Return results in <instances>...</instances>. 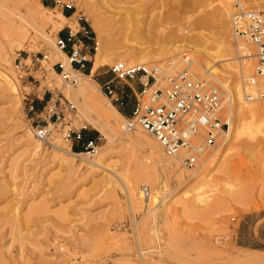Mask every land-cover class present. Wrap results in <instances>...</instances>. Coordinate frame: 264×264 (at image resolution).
<instances>
[{
	"label": "rangeland",
	"instance_id": "374dc122",
	"mask_svg": "<svg viewBox=\"0 0 264 264\" xmlns=\"http://www.w3.org/2000/svg\"><path fill=\"white\" fill-rule=\"evenodd\" d=\"M58 1H71L74 15L81 14L83 19L86 8L106 18L111 15L108 11L116 8L142 9L140 26L131 12L134 17L129 14L126 20L112 17L114 27L123 23L131 30L139 27L129 36H116L114 27L106 24L115 42L113 52L142 46L150 60L139 65L162 64L166 76L185 68L182 59L197 56L192 47H201L205 40L212 42L223 29L212 17L222 0ZM258 2V8H264V0ZM37 3L41 4L39 0H0V30L19 27L23 34L19 38L13 35L14 41L0 59V72L8 73L17 83L13 92L0 80V264H264V110L254 116L252 132L233 140L218 161L213 155L199 169H186L178 162L172 170L161 169L159 145L144 131L124 136L119 125L117 135L106 139L82 117L81 111L94 119L109 115L101 85L110 79L108 66L114 61L91 73L79 71L95 85L91 93L71 90L73 82L57 76L61 73L54 66L63 61L50 55L52 46L30 23L29 4L43 11ZM60 3L48 5L53 14L61 13ZM230 4L225 20L234 42L228 22ZM58 22L45 30L53 43L56 32L68 24L66 19ZM191 29L194 37L184 40ZM41 54L48 60L42 61ZM177 55L181 57L172 66L173 72L167 65ZM18 61L20 66L15 68ZM236 62L245 65L249 60L242 57ZM177 65L179 69H175ZM222 65L217 62L213 68ZM193 74L233 93L234 78L221 86L207 73ZM237 80L242 81V88L246 74ZM114 85L128 95L132 106L130 86L136 90V83ZM50 97L58 98L61 105L66 99L75 108L64 113V120L48 125L46 140L73 153H86L70 149L61 136L67 129L85 125L84 135L99 138L95 154L99 165L69 157L46 143L36 146L40 141L32 134L31 125L45 124L44 112L39 118L35 114ZM231 103L228 106L234 114L233 96ZM29 104L42 107H35L36 113L31 114L27 113ZM119 123L122 125L123 118ZM223 150L221 146L218 152ZM194 170H198L199 180L190 175ZM142 186L150 190L147 199L140 191Z\"/></svg>",
	"mask_w": 264,
	"mask_h": 264
},
{
	"label": "built area",
	"instance_id": "2783aa9c",
	"mask_svg": "<svg viewBox=\"0 0 264 264\" xmlns=\"http://www.w3.org/2000/svg\"><path fill=\"white\" fill-rule=\"evenodd\" d=\"M40 3L56 5L58 0H39ZM229 13L230 30L235 38L251 45L255 59L254 76L247 79L246 87H253L254 78H264V8L252 6V0H231ZM61 4V13L68 21L55 34L54 45L66 56V63L73 70L84 71L96 49V39L89 24L79 14L74 15L75 6L71 1ZM187 59V57H185ZM38 60V59H37ZM41 60L48 56L41 54ZM40 60V61H41ZM91 65V64H90ZM20 62L15 64L19 68ZM60 73L63 63H54ZM110 79L101 88L106 105L118 110L125 105L124 94L114 83L132 81L136 90L130 86L133 104L128 115H124L122 130L139 129L151 136L162 152L178 159L186 169H196L201 159L211 154L228 133V93L219 90L205 79L194 78L187 68L172 76H166L160 66L132 65L124 61H114L108 66ZM24 75H20L23 77ZM247 102L264 100V86L244 90ZM73 103L64 99L61 105L56 97H50L40 112L29 104L27 113H36V118L44 112L45 124L35 122L31 125L33 135L38 141H45L49 135L48 125L64 120L65 112L74 109ZM85 125L79 129H67L62 139L70 149L79 147L90 155L95 153L99 138L84 139ZM141 193L147 199L150 190L142 186Z\"/></svg>",
	"mask_w": 264,
	"mask_h": 264
},
{
	"label": "bare ground",
	"instance_id": "6f19581e",
	"mask_svg": "<svg viewBox=\"0 0 264 264\" xmlns=\"http://www.w3.org/2000/svg\"><path fill=\"white\" fill-rule=\"evenodd\" d=\"M252 1H255V0H252ZM258 1L259 0L255 1V3L257 2L255 5L257 8L259 7ZM230 2L231 0H222L221 8L218 9L216 13L212 14L213 18L216 17L219 20L220 27H223L222 31H220L219 33V37L215 40H212V42H208V40H205L202 43L201 47L199 48H196V46H194V48L192 47V51L194 52V54H196L197 56L199 55L202 58V60L201 58H197V56H193V55H192L193 56L192 58L190 57L191 59L189 58L185 59V57L182 59V61L186 62L185 68L188 69V71L192 74L194 78H198V77H196L193 73L200 74V76H202L204 73H207V75L211 79L218 82L221 86H224L225 83L223 82L229 83L232 81L231 79L233 78L236 80L233 84V93H229L228 91L229 97L231 99H232V96L234 97V104H235L234 114L232 113L230 107H229L230 111H228L229 113L228 114L229 116L228 133L224 135V138L221 140L220 144L217 146L218 148L216 147L214 151L212 152L213 154L211 153L205 156L204 159H201L199 165L197 166V169H199L201 165H204L206 161H209L213 157V155L215 156L214 158L215 162L218 161V159H220L221 154L225 151V149L227 150V147L231 145V142L233 140H237L241 138L244 133H248V132L251 133L252 132L251 128L254 125V116L259 112L260 109L264 110V100L247 102L243 97L244 90H247V89L250 90V89L257 88L258 86L260 87L264 86V78L255 77L253 87H245V85H242V88L240 86L241 84H239V83H242V81L238 82L237 80V78H239V76H242V74H246V80L254 76L253 74L254 57H253V51H252L253 47L251 45H249L248 43L244 42L243 40L239 38H235L236 39L234 40L235 43L231 39V35L228 32L229 31L228 25L225 20V17H226L225 14L227 10H229L228 9L229 5H231ZM36 6L41 7L43 11H39L35 8V6H32L31 4H29V8L31 9V13H29V20L32 26L38 27L43 38L47 39L49 44L52 46L53 51L52 50L50 51V55L53 58L57 57V59H60L63 61L62 62L63 72L61 74H57V76H60V78L63 80L72 81L73 84L69 86L71 90H75L79 93H91L93 90L92 88H94L95 85L90 80L89 76L81 74L79 71L73 70L72 68H70L68 63H66L65 54L55 47L52 41V38L51 37L49 38L45 31L46 27L48 26H52L53 28L57 26V24L59 25V22H58L59 18L65 19V17L59 11H57L56 14H53V10L49 8L48 6L42 5V3L41 4L37 3ZM108 12L111 15L107 16L108 18L107 19L104 16L101 17V15L98 14L96 11L86 8V16L84 20H87V22L89 23L91 30L95 34V39L97 43L95 52L92 55L93 59L91 58V61H92L91 72H94L97 68L104 65L105 62L124 61V62H127L128 64L139 65V62H147L148 60H150L149 59L150 53L148 52V50H146V48L142 46H139V47L135 46L133 48H129L122 53H118V52L114 53L112 49V43L115 44V42H112L113 38L111 34L107 33L108 31L106 29L107 23H110L112 25L111 27H114L115 21L112 17L116 16L117 21L126 20L127 17L131 15V13L135 14L137 18V22H134V23H137V26H140V24L142 23L141 20L143 16V10L140 8H133L131 9V11H129L125 8H120V9L116 8ZM46 13H50L53 16H49V14L46 15ZM74 14H76V11H74ZM133 14L131 15V17L133 16ZM79 15L81 16V14ZM207 20L209 19H202L201 22L207 21ZM124 25L125 23L119 26H115L113 28V32L116 36L118 37H122V36L125 37L126 35L129 36L131 32L134 33L139 28V27L133 26L131 30L130 29L131 27L129 28V26L126 27V25L125 26ZM192 30L193 29L188 30L187 35L184 36L185 37L184 40H187V39L191 40L194 37V35L190 33ZM14 34H16L18 38L23 35L19 27H15L14 29H8V30H5V29L0 30V59L6 54L7 45H9V43L14 41V37H16V36L13 37ZM123 40H126V39L123 38ZM239 40L242 42H240ZM174 49H177V48H174ZM180 57H181L180 55H177L175 56V58H170L168 61L169 64L167 65V69H171V71L174 72V69H172V66ZM242 57L246 60H249V62L245 63V65H239V63H237L236 61L238 58H242ZM217 62H223V65L218 70L213 68V65ZM160 67L162 68V64H160ZM177 68H178V65L175 67V69ZM83 79L86 82L85 81L83 82ZM0 80L11 91L13 92L16 91L17 83L13 79V77H11L8 73L0 72ZM101 95L103 96L104 94L101 93ZM95 104L98 106L100 105L99 102ZM231 104L232 103L230 102V105ZM106 106L108 107L107 111L109 112V115H106V116H97L96 119H94L93 117L92 118L90 116L88 117L85 113H82V111L80 114L81 115L83 114L82 117H84L86 121H88L90 124H94L96 128L99 130V132L101 133V135L104 136V138L109 139L110 135H117V130H116L117 127L119 125L122 127V125L119 123V119L123 118L124 120V116L114 106H108V105ZM233 116H234V119L232 120ZM49 127H52V124H49ZM48 130L50 129L48 128ZM138 131L140 130L139 129H134L132 131L123 130L121 131L120 135L130 136L132 133L138 132ZM37 143L38 144H36V146L41 145V143H46L49 146H51L53 149H56L57 151H61V153H64L65 155L69 157H74V158L77 157L86 163H90V165H93V166L99 165L97 156L95 155L97 153L96 149L98 148V146L95 149V153L92 154L93 158L89 160V159L82 157L83 155H90L89 153H83V152L73 153L69 151L68 149H63L62 147L55 144V142L53 141L45 140V141H40ZM221 146L224 147V150L218 152V149H220ZM159 149L162 155L157 156V157H158V162H159L161 169H164V170L171 169L172 170V168L175 167V163L177 162L180 163L178 159L165 155L162 152L160 147ZM190 175H192L194 179L199 180L198 170L192 171V174Z\"/></svg>",
	"mask_w": 264,
	"mask_h": 264
},
{
	"label": "crops",
	"instance_id": "0c3cea01",
	"mask_svg": "<svg viewBox=\"0 0 264 264\" xmlns=\"http://www.w3.org/2000/svg\"><path fill=\"white\" fill-rule=\"evenodd\" d=\"M85 71L87 72H90L91 73V66H90V63H88L86 65V68H85ZM37 110H39L41 107H42V104L39 105V106H35ZM132 106H130V101H129V97L127 95V97H125V105L123 107H121L119 109V111L123 114V115H128L129 112H130V109H131Z\"/></svg>",
	"mask_w": 264,
	"mask_h": 264
},
{
	"label": "trees",
	"instance_id": "16d2710c",
	"mask_svg": "<svg viewBox=\"0 0 264 264\" xmlns=\"http://www.w3.org/2000/svg\"><path fill=\"white\" fill-rule=\"evenodd\" d=\"M87 138H90V137H87L86 135H84V139H87ZM75 150H76V151H81V150L79 149V147H75Z\"/></svg>",
	"mask_w": 264,
	"mask_h": 264
}]
</instances>
